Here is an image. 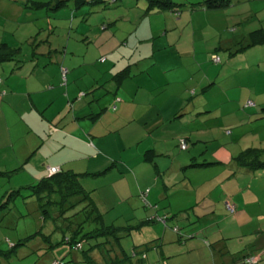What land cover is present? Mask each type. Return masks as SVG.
Segmentation results:
<instances>
[{
	"label": "rangeland",
	"instance_id": "374dc122",
	"mask_svg": "<svg viewBox=\"0 0 264 264\" xmlns=\"http://www.w3.org/2000/svg\"><path fill=\"white\" fill-rule=\"evenodd\" d=\"M31 1L50 2L52 0H0V44L7 43L21 48L19 59L30 58L34 51L35 59H40L42 64L45 63L43 60L49 63L53 58H61L65 50L66 60L77 65L73 73L79 77L76 81L80 88L84 91L88 88L95 89L93 92L102 91L101 93H104L105 91L109 98L101 104L103 108L108 107L110 102L118 108H123L119 119L114 120V115H111L115 126L127 123L130 114V126L127 124L117 134V139L119 144L124 145V148L133 147L139 155L144 154L146 147L155 145L156 149L165 151V153L166 151H177L179 153L177 157L183 159L189 151H180L179 141L188 136L196 138L205 135L203 132L188 133L182 124L167 122L168 117L173 115V111H168L169 114L166 111L159 112V109L171 97L170 95L185 99L187 94H176L185 92V87L189 90H197L200 88L196 86L197 82L203 81L204 77H210L208 80H211L220 73L222 74L220 75L221 80H225L224 76L234 78L229 83L226 80L228 86L219 90L213 89L206 95V101L212 105L225 101L220 105L228 110L239 108L236 98L244 99L240 101L245 102L254 101L258 94L264 93V88L260 89L262 85H259L261 81L259 74L264 79V45L254 46L243 53L236 54L237 49L247 41L249 33L264 29V0H230L231 5L219 11H200V9L190 8L204 0H172L175 3L185 4L179 7L178 14L156 11L146 13L144 0H102V3L86 4L79 8L75 6L74 0H68L65 6L51 11L38 9L37 6H32ZM217 47L228 48V50L227 52L217 51L222 63L211 64L210 55ZM194 53L197 56L199 54L200 58L196 63H192L188 58L189 54ZM228 53L236 55L232 57L230 66L222 69ZM152 62L154 66L142 73L143 67ZM259 62L263 68L261 73L255 69ZM25 64L27 65L28 62ZM128 64L131 74L140 75L124 83L120 91L114 95L111 91L114 92L115 88L110 90L111 85L115 83L114 73L122 71ZM50 65L52 68L53 65ZM147 71L150 73H146ZM220 79H217L215 83H220ZM208 80H205L201 87L207 86ZM176 81L179 83H174ZM237 84L241 88H238ZM85 96L87 101L91 99L90 96ZM227 97L235 100L227 102ZM171 100L174 99L171 98ZM101 106H92L90 111L95 112L98 108H102ZM113 106L110 107L111 110ZM134 110L135 114L132 116ZM155 111L159 112L158 119L151 117L143 120L144 113L151 115ZM221 113L225 114L224 111ZM252 124L254 125L255 122ZM261 133L264 136V129ZM213 135L218 134L213 131ZM262 136L247 134L245 140H242L244 142L239 146L240 149L247 147L264 149V137ZM148 158L155 159L156 156L150 154ZM164 159L168 161L169 158L165 156L162 160ZM140 164L137 167L138 182L131 179V177L135 179L134 172L128 173L131 177L124 175L122 178L109 173L93 178L88 177L90 198L92 201L94 199L97 201V208L99 207L102 221L106 226L136 227L138 221L147 219L144 208L139 203L143 204L138 197L141 191L149 190L148 204L151 205L150 201L157 200L158 202L155 208L149 207L148 212L152 215H154L153 212L158 213L157 215L162 218L167 212L171 214L180 209L183 210L187 204L195 202L198 195L201 197L209 190L202 188V191L190 194L179 181L181 176L177 173L172 176L162 170L159 171L160 169L157 171L149 163L141 162ZM105 167L107 165L103 166V169ZM164 176L168 181L167 184L162 181ZM22 178L25 176L0 177V249L7 250L9 245L16 244L19 240L39 231L41 234H36L37 237L26 245L28 251H31L28 257L21 261L19 257H13L5 261V264H34V261L40 258V252L41 254L46 252V255H43L44 257H41L35 264H51L61 260L63 264H109L106 255L114 257V253H118L115 246L117 242L115 245L112 241L104 247H92L96 243L104 242V239L89 240L83 244V251L89 254V258H86L83 251H72L68 245L61 243L62 235L54 231V225L49 222L50 220H44V223L41 221L39 211H35L37 204L34 198L23 200L19 196L14 198L9 206L3 207L6 202V192L18 189L20 184L17 182L23 180ZM155 179L158 180L156 183ZM251 182V188L246 186L242 190V197L246 203L255 207L258 203L261 218L247 221L245 229L252 231L259 227L264 232V171H257L255 178H251ZM163 183L168 187L167 189L164 188ZM225 187L228 188V185L223 186V191L215 190L216 196H223L220 202L223 209H225L224 201L226 200L224 195L228 191H224ZM161 189H165L168 197L162 198ZM178 189L187 190L188 195L182 196L179 191H175ZM136 194V198H131L133 210H129L130 200L127 203L126 201L131 195ZM168 202L171 203V210L168 208ZM252 208V206H247L246 210ZM80 210V206H75L66 215H72ZM245 214L250 217L248 213ZM190 219L187 223L171 219L166 227L163 222L140 225L138 231L130 232L128 236L118 240L119 245L127 253L136 246L137 248L150 247L155 242L154 240L159 238L160 240L157 241L159 246L156 248L158 251L146 249L147 258L138 264H160V258L166 260L168 264H215L216 261L220 262L222 256L219 248H210L204 236L198 235L195 231L193 232L196 236L191 238L192 229L189 223L197 219L193 216H190ZM238 221H242V216ZM173 227L178 229V234L173 232ZM43 235H51V246L42 239ZM251 239L250 236H245L243 241L247 243ZM261 240L260 245L255 244L250 249L264 248V236ZM224 242L225 249L233 256H237L244 250L242 246H238L237 239ZM161 250L164 253L163 256H161ZM225 256L231 257L227 253ZM135 262L136 259H133L132 264ZM126 263L131 262L128 260ZM258 264H264V255H261V261Z\"/></svg>",
	"mask_w": 264,
	"mask_h": 264
},
{
	"label": "crops",
	"instance_id": "0c3cea01",
	"mask_svg": "<svg viewBox=\"0 0 264 264\" xmlns=\"http://www.w3.org/2000/svg\"><path fill=\"white\" fill-rule=\"evenodd\" d=\"M46 58L48 59V57ZM188 58L191 59L192 63H196L198 60L195 53L189 54ZM39 60L38 58H34L27 65L22 64L23 66L19 68L11 62L0 64V172H10L19 169L13 175L25 176V178H22L23 180L17 182L22 187L35 184L39 179L47 176V170L52 167L57 168V170L71 171L74 173H96L102 171L103 166H109L112 162H117L120 168L117 167L115 170L110 171L109 174H115L118 178H122L124 175H128V173L134 172L136 174L135 179L128 176L135 182H138L137 167L141 165V162H145L142 160L145 152L153 150L156 155V158L153 159L156 165L155 169L157 171L160 169L159 171L162 170L172 176L175 173L180 175L181 179L179 181L188 189L190 194L196 193L199 190L202 191V188L209 189L203 196L199 197L198 195V199L195 202L189 203L190 205L187 204V207L183 210L175 211L176 214H183V211L188 210L186 214L189 216L188 220H191L190 216L197 219L198 223L194 221L195 223L192 225V228L195 229L194 231L198 235L205 232L202 235L207 237L205 238L212 247L214 249L219 248L228 255L232 254L228 253L229 251L225 249V242L223 243L225 240L237 239L238 246H242L244 251H247V248L248 251L254 250L250 249V247L255 244L260 245L264 233L260 232L261 229L259 227L257 228L259 232L257 236L251 234V232H246L243 226L241 227L245 221V215H242L244 213L242 205L245 203L242 197V190L246 187L247 180L242 178L243 173L241 171L238 172L237 170L236 172L231 163V156L242 150L239 146L243 143L242 140H245L247 137L246 134L251 132L249 131V127L250 129L254 128V131H252L254 135L262 136L261 130L264 129V93L258 94L257 99L254 100L256 107L246 111L248 113L244 115L240 126L237 123H235V126L232 125L233 129L229 139L223 138L218 143L213 141L216 137H211L212 132L203 130V126H199V130H197L196 127L188 125L187 122L186 124L183 117H178V119L173 120L182 106L183 98H175V96L172 97L170 95L171 97L167 99V103L159 109V112L166 111L168 113V111H173V115L168 117L167 122L182 124L188 133L203 132L205 135L196 138L191 136L185 137L187 139L189 138V141H196V143L191 144L189 142L188 155L183 159L177 157V154H179L177 151H166L165 153V151L156 149L155 145L146 147L144 154L139 155L133 147L129 149L124 148V145L119 144L117 139V134L129 124L131 120L130 114L127 123H124L122 126H115L111 117L114 115V120L119 119L122 115L121 111L123 108L115 106V110H111L110 107L115 105L111 104V102L107 105L108 107L103 108L101 104L109 98V95L105 91L101 93L102 91L93 92L95 89L90 90L88 88L85 89L86 91L81 89L76 81L79 77L73 73L76 69V64L68 62L66 57L53 58L50 61L51 63L49 62L53 65L51 68L48 61L43 60L45 63L42 64ZM231 60L232 58H230L229 63ZM126 66L128 67L130 65L128 64ZM153 66L154 62L144 66L141 72L144 73L145 70H150ZM256 66V71L261 73L263 70L261 63L259 62ZM60 67L68 70L66 84L64 86L61 84L63 81ZM146 73H150V71ZM136 75L138 76L140 74L136 73L134 75L132 73V78ZM259 76L261 79L259 85H262L260 87L262 89L264 88V79L260 74ZM132 78L124 81L118 89L115 83H113L114 85H111L110 90H114V88L115 90L114 92L111 91V93L117 94L124 83L131 81ZM186 78L188 79V77ZM209 78L204 77L203 81L197 82L196 86H200L201 88L202 83ZM224 79H220L221 82L218 84L215 83L213 88L218 90L224 88L234 78L224 76ZM181 82L183 81L181 80ZM208 82H212V79L208 80ZM174 83H179V81ZM237 86L241 88L238 84ZM184 90L185 92L182 91L176 95H183L185 93L188 97L192 92L196 91L194 89L189 90L187 87ZM187 90H189L188 93ZM85 95L90 96L91 99L87 101ZM171 98L174 100L170 101ZM236 99L237 103L240 100H244ZM233 100L235 99L227 97L226 101L232 102ZM224 102L219 101L218 105ZM205 104L208 105L209 103L206 102ZM92 106H101L102 108H98L94 112L90 111V107ZM212 108L215 109L216 107ZM195 109L198 110L197 107ZM226 110V114H232V112L235 114L234 110L225 108ZM186 111L188 110L184 112ZM159 112L155 111L151 115L144 113L143 120L151 117L158 119L157 114ZM90 114H99V117L95 116V118L89 119L88 115ZM134 114L135 110L132 112V116ZM248 120L249 122H247ZM252 120L255 122L254 125L252 124ZM131 125L133 126L132 123ZM224 144L225 146H223ZM165 156L169 158L168 161L166 159L162 160ZM191 163L209 165L188 169L189 167L187 166ZM233 173L235 176L232 175ZM168 175L165 176L169 178ZM220 175L224 176L221 177ZM165 176L162 177V181L167 184L168 181L165 180ZM84 180L86 181L83 182ZM83 181L85 190L90 192L91 190L88 187L90 181L88 178L83 179ZM157 181L155 179L154 182L156 183ZM164 183L163 185H165ZM225 184L228 185V188H224V191L228 190L225 195L231 196V199L236 203L238 208L234 216L226 215L223 207L220 205L223 196L218 197L215 194V190L219 192L221 190L223 191ZM164 188L167 189L168 187L165 185ZM165 189H161L163 192L161 191L162 194L160 193L163 199L164 197H168L165 196L167 193ZM175 191H179L182 196L187 194V190L178 189ZM174 194L176 193L174 192ZM136 197L137 194L131 195L126 201L127 203L130 200L128 202L129 210H133L131 198ZM93 202L98 206L95 199ZM139 203L144 208L148 219L155 216L148 212L149 208L146 209L141 202ZM150 203L155 207L158 202L155 200L150 201ZM168 208L171 210L170 202H168ZM35 211L38 212L37 205L35 206ZM155 211L157 212V210ZM186 215L184 214V216L180 217H186ZM241 216L242 221L239 222L238 220ZM184 219L180 218V222L187 223L188 220ZM195 236L194 233H191V238ZM245 236H250L252 238L251 241L244 243L243 239ZM160 253L161 256L164 255L162 250ZM17 254L20 258L19 261H21L28 257L31 251H28L27 247H22L18 250ZM225 254L221 257L220 262L216 261L215 264H230L231 260H228L230 258L225 256ZM37 260L34 261V264ZM3 263L5 264V261H0V264Z\"/></svg>",
	"mask_w": 264,
	"mask_h": 264
},
{
	"label": "trees",
	"instance_id": "16d2710c",
	"mask_svg": "<svg viewBox=\"0 0 264 264\" xmlns=\"http://www.w3.org/2000/svg\"><path fill=\"white\" fill-rule=\"evenodd\" d=\"M68 0H52L50 2H34L31 1L33 4L32 6H37L38 9H46L47 11L51 10H56L57 8L61 6H65V3ZM146 3V13H150L152 11L156 12H171V13H176L178 14L180 9L179 7L184 6L185 4H179L175 3L172 0H144ZM75 6L77 8L81 7L82 5L86 4H98L102 3V0H74ZM231 5L230 0H204L203 2H198L195 4V6L192 5L190 7L191 9H200V11H219L223 10ZM259 45H264V29H258L255 30L251 33L248 34L247 41H245V44H242L241 47H239L236 51V54L238 53H243L245 50L252 48L254 46H259ZM226 51L228 48L224 47H217L214 52L210 55V63L211 64H220L221 59L217 55V51ZM21 52V48L19 47H14L13 45L7 44V43H2L0 44V64L3 63H13L17 65V68L23 66L22 64L29 62L30 60L35 58V52L33 51L32 55L30 58L26 59H19V54ZM227 52V51H226ZM62 56L64 57L66 54V51L64 50L62 52ZM235 54V55H236ZM234 54L228 53V57L225 60L222 69L227 68L230 66L229 60ZM196 57L199 59V54ZM62 69L66 70V74L64 77L61 78L62 81L61 84L63 86L66 84V75L68 73V70L64 67H60V71ZM220 73H218L217 77L212 79V82H209L207 86H203L201 88H197L195 92H192L187 99H183L182 106L180 107L179 111L177 114L174 116L173 120L178 119V117H183L185 120V123L187 122L188 125H191L192 127H196L197 130L199 126H203V130H207L214 133H217L215 139L213 140L215 143H218V141L221 142L223 138H226L227 140L229 139V136L232 131V125L235 126V123H237L238 126L241 124V120L243 119L244 115H246L245 111H249L251 109H254L256 107V104L252 100H247L245 101H240L238 103V109L234 110V113L232 114H226L227 111H225L226 107H222L221 105H212V104H205L206 101V95L211 93L213 89V86L215 84V81L220 78ZM132 78L131 70L130 67H126L122 69V71L118 72L114 76V81L116 88L118 89L121 84ZM1 83V79H0ZM4 94V92H3ZM116 94V93H114ZM250 103V105L248 104ZM202 104V105H201ZM72 106V104H70ZM202 106V107H201ZM198 108L195 109V108ZM212 107H216L213 109ZM219 107V108H218ZM115 110V105L112 108ZM185 110H188L184 112ZM242 110V112H241ZM221 111H224L225 114H222ZM99 117L98 115L90 114L88 115V118L92 119ZM228 116V117H227ZM256 120V119H255ZM240 121V122H239ZM249 122V120L247 121ZM252 122H254L252 120ZM186 123V124H187ZM217 130V131H215ZM251 131V132H249ZM249 133L254 135L252 131H254V128L249 129ZM246 134V135H247ZM257 135V134H255ZM204 139V138H203ZM220 139V140H218ZM190 139L185 138L184 140H180L178 143V147L180 151H187L189 148V142L191 144L196 143L193 141H189ZM210 141V140H209ZM181 142L185 143V148L182 149ZM212 142V141H211ZM244 142V141H243ZM225 146V144L223 145ZM150 154H153L154 156L155 153L153 150L146 151L144 154V160L145 162L153 165L156 167L154 160L149 159L148 156ZM231 163L234 166L236 172L238 170L243 173L242 178L246 179V185L248 188H251V178H255L256 172L257 171H264V149L261 148H254V147H247L245 149L240 150L238 153L235 155L231 156ZM209 164H196V163H191L187 167H195V168H200V167H205ZM117 167L116 162H113L106 168H104L102 171L96 172V173H74L71 171H62L58 170L53 174H49L47 170V176L39 179L35 184L28 185V186H22L19 187L18 189H14L12 191H8L5 194L6 197V202H4L3 207L9 206V203L16 197H22L23 200L29 199V198H34L37 204V209L39 211V215L41 218V221L44 223V220H47L49 222H52L54 225V231H58L61 233V243L66 244L69 246L70 250L72 251H83V244L88 242L89 240H98L99 238H103L104 242L102 243H96L92 247H100V246H105L109 242H117L116 249H118V253H114V257L106 255L107 261L109 264H127L126 261H130L132 264V260L136 259V262L133 264H138L142 263L147 257L145 252L147 251L146 249H155L159 246V241L160 239L157 238L155 239L153 245L150 247L146 246L144 248H137L133 247L129 252H125L122 247L119 245L118 240L121 238L128 236L130 232L133 231H138L139 228L141 227L140 225H145L148 223H155V222H163L165 227L167 223L171 219L176 220L177 222H180V217L181 213H165V216L160 218V215L154 214L150 219H145L138 221L137 226L133 227H118L115 228L112 225L106 226L103 221H102V215L99 212L97 206L94 204V202L90 198V192L85 190L83 186V179L88 178V177H95L103 174H107L112 170H115ZM185 167V168H187ZM54 168V167H52ZM120 168V167H119ZM184 168V169H185ZM19 169L13 170L10 172H0V177L2 178H8L12 176L14 173H17ZM126 171V170H123ZM232 175L235 176L233 173ZM24 191V193L22 192ZM149 194V190L141 191V193L138 195V197L142 200L144 206L146 209L149 207L155 208L152 205L148 204L147 202V195ZM167 196V193L165 194ZM224 211L226 215L228 216H234L237 213V206L236 203L231 199V196L224 195ZM254 201V200H252ZM2 202V201H1ZM255 203V201L253 202ZM253 207L251 210H246V207ZM75 206H80L81 210L79 212H75L72 215H66L68 211H71L74 209ZM229 206L232 208L231 210L229 209ZM242 210L245 213H248V215L245 214V221L242 223L241 227L245 229L247 226V221H251L252 219L255 218H261V211L259 209V205L257 203V208L248 203H244ZM157 209V208H156ZM185 215L188 213V210L183 211ZM167 214V216H166ZM187 217L185 218L188 220L189 216L186 215ZM184 219V218H183ZM184 219V220H185ZM189 221V220H188ZM187 221V222H188ZM197 222V221H196ZM194 221H191L189 223V226H191L192 229V234L194 233L193 231L195 229L192 228V225L194 224ZM198 223V222H197ZM201 224V223H200ZM185 225V224H184ZM175 226V225H174ZM201 226H203L201 224ZM174 233L178 234V229L177 228H172ZM260 229V228H259ZM248 232H251V234L254 235H259L258 230L255 228L254 230H248L245 229ZM262 232V231H260ZM264 233V232H262ZM41 234V231L29 235L24 239L19 240L16 244H11L9 245V248L7 250H2L0 249V261H9L13 257H18V250L22 247H27L26 245L30 243L37 235ZM195 234V233H194ZM205 232L201 233V236L206 237ZM207 238V237H206ZM205 238V239H206ZM43 240L47 241L48 245H52L50 243L51 235L49 236H42ZM207 245L213 249L212 245L207 241ZM48 246V248L50 247ZM119 246V247H117ZM248 249V248H247ZM107 251V250H106ZM158 251V250H156ZM222 252V251H221ZM84 257L89 258V254H87V251H83ZM159 254V253H158ZM224 252L221 253V256H224ZM43 255H46V252H41L39 253L40 258L44 257ZM261 255H264V249H255V250H243L239 252L237 256L230 255L231 263L230 264H245L246 259L252 258V257H259V261L254 263L258 264L261 261ZM38 258V260L40 259ZM37 260V261H38ZM160 264H168L166 260L160 259ZM53 263H58V264H63V261H55ZM51 263V264H53ZM253 264V263H252Z\"/></svg>",
	"mask_w": 264,
	"mask_h": 264
},
{
	"label": "built area",
	"instance_id": "2783aa9c",
	"mask_svg": "<svg viewBox=\"0 0 264 264\" xmlns=\"http://www.w3.org/2000/svg\"><path fill=\"white\" fill-rule=\"evenodd\" d=\"M61 74H62V77H64L65 74H66V70H65V69H62V70H61ZM248 104L250 105V103H248ZM180 144H181L180 147H181L182 149H184V148H185V143H184V142H181ZM56 171H58L57 168H49V169H48L49 174H53V173H55ZM229 209L231 210L232 208L229 206ZM256 259H257V260H256ZM258 260H259V257L248 258V259H246L245 264H252V263L254 264V263H256ZM53 264H58V263H53Z\"/></svg>",
	"mask_w": 264,
	"mask_h": 264
}]
</instances>
